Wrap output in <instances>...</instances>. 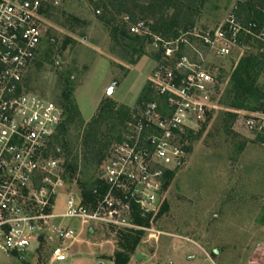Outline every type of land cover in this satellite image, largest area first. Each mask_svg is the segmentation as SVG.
Listing matches in <instances>:
<instances>
[{
	"label": "rangeland",
	"instance_id": "rangeland-1",
	"mask_svg": "<svg viewBox=\"0 0 264 264\" xmlns=\"http://www.w3.org/2000/svg\"><path fill=\"white\" fill-rule=\"evenodd\" d=\"M235 1H206L195 26L220 27ZM43 28L41 50L27 73L28 87L54 102L67 87L72 88L84 124L95 114L97 102L109 97L135 108L143 87L155 82L159 61L151 56V43L132 64L137 55L115 43L110 27L88 0H51ZM239 56L237 51L233 58L214 60L219 91L213 107L189 138L176 137L175 146L182 152L168 169L174 175L167 187L162 179L154 218L129 264H163L168 258L178 264L190 259H197V264H264V133L245 126L254 111L225 104L224 90ZM259 84L264 85V74ZM81 135L76 127L70 130L73 148L79 147ZM93 171L80 178L88 180ZM77 188L76 182H65L57 197V212L64 210L66 196ZM162 207L164 213L155 218ZM80 239L72 253L83 256L91 247L98 262H113L119 250L116 232L106 226L85 227ZM48 257L49 248L43 242L38 247L32 238L24 260L1 255L0 264H49ZM83 259L65 264H86Z\"/></svg>",
	"mask_w": 264,
	"mask_h": 264
},
{
	"label": "built area",
	"instance_id": "built-area-1",
	"mask_svg": "<svg viewBox=\"0 0 264 264\" xmlns=\"http://www.w3.org/2000/svg\"><path fill=\"white\" fill-rule=\"evenodd\" d=\"M50 1L0 0V257L24 260L35 238L38 247L43 242L49 248V264H65L85 227H134L131 206L119 193L129 191L143 214L155 211L165 171L182 152L175 146L176 137L199 126L213 107L219 88L214 60L233 58L237 51L242 56L240 41L247 35L264 40V22H243L234 5L220 27L194 25L169 39L154 34L145 21L133 25L131 32L150 37L153 51L162 55L154 84L164 105L151 102L147 124L131 123L128 139L111 147L102 166L106 189L99 202L86 204L77 188L57 212V197L66 181L48 144L63 120V109L27 86ZM245 126L263 134L264 109L251 113Z\"/></svg>",
	"mask_w": 264,
	"mask_h": 264
},
{
	"label": "trees",
	"instance_id": "trees-1",
	"mask_svg": "<svg viewBox=\"0 0 264 264\" xmlns=\"http://www.w3.org/2000/svg\"><path fill=\"white\" fill-rule=\"evenodd\" d=\"M88 1L98 18L110 27L115 43L137 55L136 59L130 60L134 64L145 55V48L150 44L151 39L133 34L131 32L133 25L139 21H145L154 34L167 39L174 38L181 31H186L196 25L195 22L208 0ZM235 6L236 9L233 11L243 22L256 21L260 24L264 22L262 13L264 0H236ZM240 45L244 46V52L224 90L225 104L231 108L255 111L264 108V85L259 84V79L264 74V40H257L247 35L241 39ZM151 56L155 60L162 58L159 52L154 51ZM71 94L72 88L67 87L59 100L55 101L63 109V120L48 144V151L54 158L60 160L65 181L76 182L83 201L94 206L106 189L101 173L111 147L128 139V127L131 123L142 120L146 125L145 115L148 105L153 101L164 105V99L158 95L155 84L149 81L140 92L135 108L119 104L112 98L106 97L100 102L93 117L84 124L81 112ZM73 127L82 130L78 148H73L69 141L70 130ZM192 133L193 130L190 129L187 130V134L182 132L179 135L184 141ZM91 169L94 171L90 178L82 180L80 175L89 173ZM173 175V171H165L164 187H167ZM95 189H98L97 194L94 193ZM119 194L131 206L130 222L134 227H109L116 232L119 246L112 260L113 264H129L131 254L140 245L145 233L144 229L150 226L155 212L143 214L129 191ZM164 211L165 208L162 207L155 218L161 216Z\"/></svg>",
	"mask_w": 264,
	"mask_h": 264
},
{
	"label": "crops",
	"instance_id": "crops-1",
	"mask_svg": "<svg viewBox=\"0 0 264 264\" xmlns=\"http://www.w3.org/2000/svg\"><path fill=\"white\" fill-rule=\"evenodd\" d=\"M98 102H97V104H96V106L98 107ZM97 109V108H96ZM86 121H88V120H86ZM84 253V255L83 256H78V254H73L71 257H70V259L71 260H74V259H76V258H84L83 260L85 261V263L86 264H113V262L111 261V260H108V261H101V262H98L99 261V259L98 260H96V256H95V254H94V251H93V249L90 247L89 248V251H88V253L87 252H83ZM77 256V257H76ZM178 259H181V260H184L182 257H177ZM69 259V260H70ZM167 259V258H166ZM180 261V260H179ZM197 264L198 263V260L197 259H190L187 263H185L184 261H182V263L181 264ZM163 264H178L177 262H175L173 259H170V258H168L166 261H164V263Z\"/></svg>",
	"mask_w": 264,
	"mask_h": 264
},
{
	"label": "water",
	"instance_id": "water-1",
	"mask_svg": "<svg viewBox=\"0 0 264 264\" xmlns=\"http://www.w3.org/2000/svg\"><path fill=\"white\" fill-rule=\"evenodd\" d=\"M113 92H114L113 88H110V89L108 90V95H109V96L113 95Z\"/></svg>",
	"mask_w": 264,
	"mask_h": 264
}]
</instances>
